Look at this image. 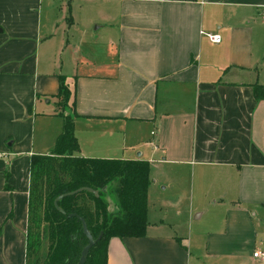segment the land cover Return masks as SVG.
<instances>
[{
    "label": "crops",
    "instance_id": "crops-1",
    "mask_svg": "<svg viewBox=\"0 0 264 264\" xmlns=\"http://www.w3.org/2000/svg\"><path fill=\"white\" fill-rule=\"evenodd\" d=\"M93 3L89 42L56 37L55 0H0V264L27 261L31 160L63 130L60 76L81 154L148 160L171 189L158 213L148 191L146 235L112 237L107 264H264V0Z\"/></svg>",
    "mask_w": 264,
    "mask_h": 264
},
{
    "label": "trees",
    "instance_id": "trees-1",
    "mask_svg": "<svg viewBox=\"0 0 264 264\" xmlns=\"http://www.w3.org/2000/svg\"><path fill=\"white\" fill-rule=\"evenodd\" d=\"M254 93L264 99V85L255 84ZM58 97L63 130L49 154H35L31 160L26 264H77L89 241L80 217L96 240L85 264H107L112 237L146 235L151 165L144 159L82 155L76 111L65 113L76 105V87L71 91L66 76H60ZM81 187H91L98 195L89 190L67 195L59 201L66 213L60 212L55 199ZM111 201L116 211L110 209Z\"/></svg>",
    "mask_w": 264,
    "mask_h": 264
},
{
    "label": "rangeland",
    "instance_id": "rangeland-1",
    "mask_svg": "<svg viewBox=\"0 0 264 264\" xmlns=\"http://www.w3.org/2000/svg\"><path fill=\"white\" fill-rule=\"evenodd\" d=\"M55 2L56 4L52 9L51 19L53 20L52 22L54 28L58 31L56 32L58 34L56 37L58 38L62 35H67L68 39L71 41H78L81 38H85L86 41L90 42V37L85 36L86 29L89 28L92 29V31H95L96 28L101 25L100 22H97L96 24L90 26V3L95 2L93 4H97V8L102 10L103 5H100V3L103 4L105 0H55ZM72 20H75L79 24H71ZM103 31L104 29L101 33ZM88 43L83 44V52L90 55V45ZM65 63L67 64L68 62ZM70 63L72 64V62ZM71 91H73V87H71ZM70 104H72V99L70 100ZM69 109H72L71 105L65 108V111ZM68 114L72 113L69 112ZM159 171H161V169L158 168H153L151 170L152 178L156 177L157 181L153 182L149 189V206L152 210H156V213L159 212L158 210L160 207L164 206L167 201L165 196H172L171 189L167 191L162 190L160 184L165 178V174L160 177ZM168 212L169 217L173 219L174 212L170 211V209Z\"/></svg>",
    "mask_w": 264,
    "mask_h": 264
},
{
    "label": "water",
    "instance_id": "water-1",
    "mask_svg": "<svg viewBox=\"0 0 264 264\" xmlns=\"http://www.w3.org/2000/svg\"><path fill=\"white\" fill-rule=\"evenodd\" d=\"M82 190H89V191H92V192H94L95 194L98 195V191H97V190H94V189L91 188V187H81V188H78V189H76V190H73V191H70V192L63 193V194L59 195V196L55 199V201H54L56 208H57L60 212H62V213H66V211L60 207V205H59V201H60L63 197H65V196H67V195L76 194V193H78V192H80V191H82ZM74 215H77V214H76V213H69V216H74ZM80 218H81V220H82V222H83L84 232H85V234L87 235L89 241H88V243L86 244V246L83 248V250H82V254H81V257H80V259H79V261H78L77 264H85V262H86V260H87V257H88L89 250H90L91 247L96 243V240H95V238L93 237V235L91 234L90 230L88 229L87 223H86V221L84 220V218H83V217H80ZM102 235H103V233L99 236L98 239H100V238L102 237Z\"/></svg>",
    "mask_w": 264,
    "mask_h": 264
},
{
    "label": "built area",
    "instance_id": "built-area-1",
    "mask_svg": "<svg viewBox=\"0 0 264 264\" xmlns=\"http://www.w3.org/2000/svg\"><path fill=\"white\" fill-rule=\"evenodd\" d=\"M207 36L210 38L212 42L220 43L222 37L218 33L208 32ZM254 256L262 261H264V249H259L254 252Z\"/></svg>",
    "mask_w": 264,
    "mask_h": 264
}]
</instances>
